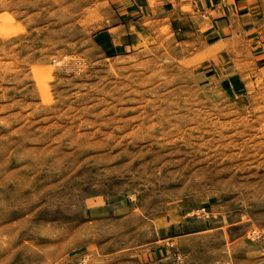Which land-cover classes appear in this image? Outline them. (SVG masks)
Segmentation results:
<instances>
[{
    "label": "rangeland",
    "instance_id": "obj_1",
    "mask_svg": "<svg viewBox=\"0 0 264 264\" xmlns=\"http://www.w3.org/2000/svg\"><path fill=\"white\" fill-rule=\"evenodd\" d=\"M130 1L0 0V264H264V64L201 74L195 0L96 46Z\"/></svg>",
    "mask_w": 264,
    "mask_h": 264
},
{
    "label": "crops",
    "instance_id": "obj_2",
    "mask_svg": "<svg viewBox=\"0 0 264 264\" xmlns=\"http://www.w3.org/2000/svg\"><path fill=\"white\" fill-rule=\"evenodd\" d=\"M259 1L195 0L193 14L185 17L178 13L179 17L187 19L179 23L182 33H192L194 29L202 32L201 36L207 43L209 57L199 65L200 73L210 81L218 82L223 92L244 91L243 77L247 70L238 69L231 58L237 52L256 66L264 64V7ZM159 3L161 0L117 3L112 24L93 35L94 44L113 52L118 48L132 47L137 41V32L131 29L132 25L140 24L144 11L150 15H157L161 10ZM167 9L172 10L169 6ZM224 44L226 47H223ZM167 253V249H149L143 255L145 264H160L167 259Z\"/></svg>",
    "mask_w": 264,
    "mask_h": 264
},
{
    "label": "built area",
    "instance_id": "obj_3",
    "mask_svg": "<svg viewBox=\"0 0 264 264\" xmlns=\"http://www.w3.org/2000/svg\"><path fill=\"white\" fill-rule=\"evenodd\" d=\"M260 236V235H259ZM258 236V233L257 232H254V230H251L250 232H249V237L250 238H257V237H259ZM175 260H176V262L178 263V264H184L183 263V259H182V257L180 256V255H175Z\"/></svg>",
    "mask_w": 264,
    "mask_h": 264
},
{
    "label": "bare ground",
    "instance_id": "obj_4",
    "mask_svg": "<svg viewBox=\"0 0 264 264\" xmlns=\"http://www.w3.org/2000/svg\"><path fill=\"white\" fill-rule=\"evenodd\" d=\"M254 232H256V230H254Z\"/></svg>",
    "mask_w": 264,
    "mask_h": 264
}]
</instances>
